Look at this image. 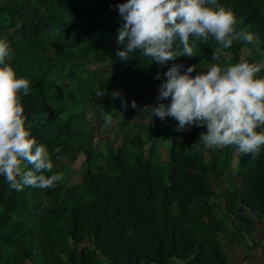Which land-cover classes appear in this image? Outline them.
Masks as SVG:
<instances>
[{
  "label": "trees",
  "instance_id": "trees-1",
  "mask_svg": "<svg viewBox=\"0 0 264 264\" xmlns=\"http://www.w3.org/2000/svg\"><path fill=\"white\" fill-rule=\"evenodd\" d=\"M126 2L0 0V39L13 49L6 63L30 81L25 115L53 163L45 175H62L53 187L22 191L0 176V264H233L264 255L254 227L264 221V146L255 157L235 146L205 148L198 129L177 131L172 117L164 132L134 120L145 90L159 95L173 64L182 72L195 65V76L210 64L264 62V0H217L251 43L222 49L210 37L194 56L165 64L139 51L117 57L118 5ZM147 99L150 112L170 103ZM120 110L127 121L115 120ZM81 156L84 169H68Z\"/></svg>",
  "mask_w": 264,
  "mask_h": 264
},
{
  "label": "clouds",
  "instance_id": "clouds-1",
  "mask_svg": "<svg viewBox=\"0 0 264 264\" xmlns=\"http://www.w3.org/2000/svg\"><path fill=\"white\" fill-rule=\"evenodd\" d=\"M118 10L124 23L116 43L124 47L116 55L123 61L132 59L130 54L136 51L159 64L191 57L198 43H207L210 37L222 49H229L236 40H254L251 33L237 31V18L217 0H127ZM12 56L13 49L0 39V176L16 191L26 186L50 188L62 175H45L52 172L53 163L46 146L38 144L32 134L33 124L22 103L30 81L18 78L13 66L6 63ZM182 69L183 64H173L164 73L167 79L157 99L170 98V103L151 108L153 115L162 121L174 118L177 131L206 126L198 140L205 148L235 146L240 154L255 157L264 146V130L257 131L264 129V78H257L264 62L213 64L195 76L191 75L195 65ZM131 106L137 107L136 102ZM113 123L112 115H105L104 127Z\"/></svg>",
  "mask_w": 264,
  "mask_h": 264
},
{
  "label": "rangeland",
  "instance_id": "rangeland-1",
  "mask_svg": "<svg viewBox=\"0 0 264 264\" xmlns=\"http://www.w3.org/2000/svg\"><path fill=\"white\" fill-rule=\"evenodd\" d=\"M259 63V62H257ZM213 64H210L209 66H207L205 68V70L203 72H206ZM97 69H100L102 71H106L107 65L101 64V65H97L96 66ZM144 98L145 101L143 103H141V110L140 113H134V120H140V121H146V122H153L154 125L158 126L163 132L166 130V123H165V119L162 121L159 117L154 116L148 109L150 106V101H148L147 97L150 96V100L154 101V100H158V92L156 91V89H147L144 92ZM130 97L134 100H137L138 97L136 96L135 93L131 94ZM128 111L126 110H120L118 116L115 118V120L117 122H122V121H127V116H128ZM192 128H196L199 130L200 133H206L207 128L205 127H199L196 125H192L189 128H186L184 131L188 130V129H192ZM111 139L115 138V134L114 132L110 133V137ZM163 151V156L164 159L167 160L168 159V152L165 148L162 149ZM68 169H71L72 171H79V170H83L84 169V158L81 156L80 158H78L72 165H68ZM227 249V251L229 253H235L238 252V250L234 247V246H230V245H225V247Z\"/></svg>",
  "mask_w": 264,
  "mask_h": 264
},
{
  "label": "flooded vegetation",
  "instance_id": "flooded-vegetation-1",
  "mask_svg": "<svg viewBox=\"0 0 264 264\" xmlns=\"http://www.w3.org/2000/svg\"><path fill=\"white\" fill-rule=\"evenodd\" d=\"M255 227V238L256 241H260L261 244H264V221H258L255 223L254 225ZM256 242V243H257ZM250 245V243H249ZM256 246H258V244H256ZM261 256L259 258H252L250 257L248 261H246V263H242V259L239 258L238 260L234 261L233 264H264V255L263 253H260Z\"/></svg>",
  "mask_w": 264,
  "mask_h": 264
},
{
  "label": "water",
  "instance_id": "water-1",
  "mask_svg": "<svg viewBox=\"0 0 264 264\" xmlns=\"http://www.w3.org/2000/svg\"><path fill=\"white\" fill-rule=\"evenodd\" d=\"M195 257V255L193 256ZM189 260H186L185 263H188ZM185 263H182V262H177L176 264H185Z\"/></svg>",
  "mask_w": 264,
  "mask_h": 264
}]
</instances>
